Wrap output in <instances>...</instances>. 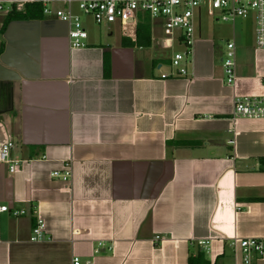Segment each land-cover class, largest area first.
Here are the masks:
<instances>
[{"label": "crops", "instance_id": "0c3cea01", "mask_svg": "<svg viewBox=\"0 0 264 264\" xmlns=\"http://www.w3.org/2000/svg\"><path fill=\"white\" fill-rule=\"evenodd\" d=\"M10 1L0 0V150L12 142L21 163L0 167V264H188L197 250L210 264H241L231 241L264 239V119H231L235 97L264 98L252 21H200L187 77L162 79L181 46L161 48L150 21L144 37L137 24L84 22L75 49L52 16L1 33ZM66 166L70 180L52 177ZM37 219L43 238L31 242Z\"/></svg>", "mask_w": 264, "mask_h": 264}, {"label": "built area", "instance_id": "2783aa9c", "mask_svg": "<svg viewBox=\"0 0 264 264\" xmlns=\"http://www.w3.org/2000/svg\"><path fill=\"white\" fill-rule=\"evenodd\" d=\"M56 2L61 6L52 9ZM17 11H24L26 5L39 4L43 16H52L68 27V39L71 48H81L87 38L84 21L81 16L88 17L96 25L121 26L138 24L144 18L159 26L163 31L161 48L172 49L179 45L182 52H175L170 58L173 72L162 75L165 79L187 77L186 65L191 61L193 45L200 26L202 13L217 23L233 24L237 20H250L253 23L254 45L264 49V0H13L9 2ZM79 14L73 11V5ZM2 6L0 4V10ZM12 10V8L10 9ZM224 52L221 65L224 74V84L233 88L236 82L235 44L232 40L224 42ZM244 119H264V98L235 97L232 102L233 121ZM233 144V142H229ZM12 142L2 145L0 150V167L5 166L10 174L14 173L20 161L11 159ZM63 174H52L53 178L60 177L63 181L71 179L70 167L66 166ZM5 205H0V213L8 212ZM25 210H13L12 216L25 215ZM44 225L37 219L32 229L30 241L37 242L43 238ZM155 237L154 241H159ZM202 248L207 242H198ZM230 247L240 253L241 264H254L264 254V239H235ZM72 264H82L77 257L72 258ZM88 264V263H85Z\"/></svg>", "mask_w": 264, "mask_h": 264}, {"label": "trees", "instance_id": "16d2710c", "mask_svg": "<svg viewBox=\"0 0 264 264\" xmlns=\"http://www.w3.org/2000/svg\"><path fill=\"white\" fill-rule=\"evenodd\" d=\"M43 17L42 7L39 4H32V5H26L23 12H19L15 9V7H12V10L8 12L6 15L4 24L1 28V33H3L4 29L6 28L7 24L10 21L13 20H23V19H32V18H41ZM149 20L147 18H144L137 24L136 29V37L139 33L143 34V37L145 35L148 36V29H149ZM142 46H148L149 42L140 43ZM264 163V160H262ZM188 264H210L208 260L205 259L204 253L201 251H196V253L193 255H190L188 258Z\"/></svg>", "mask_w": 264, "mask_h": 264}, {"label": "rangeland", "instance_id": "374dc122", "mask_svg": "<svg viewBox=\"0 0 264 264\" xmlns=\"http://www.w3.org/2000/svg\"><path fill=\"white\" fill-rule=\"evenodd\" d=\"M202 18H201V21H202V24L204 25V27H205V24H209L210 22L209 21H213L211 18H209V16L206 14V13H202V16H201ZM81 19H82V21H84V22H90V19L88 18V17H86V16H81ZM219 24H225V23H219ZM110 27H115V26H120V25H118V24H114V25H109ZM132 27L134 26L133 24L131 25ZM130 26V27H131ZM98 28H100V29H107V25H104V24H102V25H100ZM178 52H182V49L180 48L179 50H178ZM174 54V53H173Z\"/></svg>", "mask_w": 264, "mask_h": 264}, {"label": "water", "instance_id": "95a60500", "mask_svg": "<svg viewBox=\"0 0 264 264\" xmlns=\"http://www.w3.org/2000/svg\"><path fill=\"white\" fill-rule=\"evenodd\" d=\"M4 74H6L5 76H4ZM3 75H1V76H3L1 79H5L6 77H7V75H11L9 72H7V73H4Z\"/></svg>", "mask_w": 264, "mask_h": 264}]
</instances>
